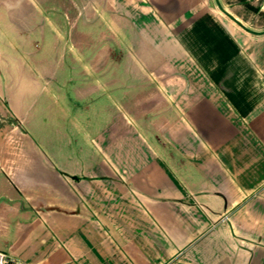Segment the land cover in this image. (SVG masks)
<instances>
[{
  "label": "crops",
  "instance_id": "0c3cea01",
  "mask_svg": "<svg viewBox=\"0 0 264 264\" xmlns=\"http://www.w3.org/2000/svg\"><path fill=\"white\" fill-rule=\"evenodd\" d=\"M76 1L0 39V251L264 264V0Z\"/></svg>",
  "mask_w": 264,
  "mask_h": 264
},
{
  "label": "rangeland",
  "instance_id": "374dc122",
  "mask_svg": "<svg viewBox=\"0 0 264 264\" xmlns=\"http://www.w3.org/2000/svg\"><path fill=\"white\" fill-rule=\"evenodd\" d=\"M71 1L77 2L76 0H0V39H3L5 34H8V37L16 40L18 31L33 25V23L36 25L39 22L37 16L39 10H49L57 7L63 11L69 8ZM100 17L101 15H94V21L100 20ZM103 31V27L94 26L92 31L93 39L100 37ZM48 38L50 37L48 36ZM129 64L126 63L125 70L130 67ZM125 80L126 82L132 81L131 78H126Z\"/></svg>",
  "mask_w": 264,
  "mask_h": 264
},
{
  "label": "built area",
  "instance_id": "2783aa9c",
  "mask_svg": "<svg viewBox=\"0 0 264 264\" xmlns=\"http://www.w3.org/2000/svg\"><path fill=\"white\" fill-rule=\"evenodd\" d=\"M0 264H21V263L11 255H9L8 253L0 251Z\"/></svg>",
  "mask_w": 264,
  "mask_h": 264
}]
</instances>
